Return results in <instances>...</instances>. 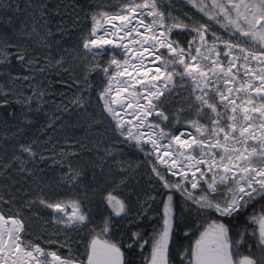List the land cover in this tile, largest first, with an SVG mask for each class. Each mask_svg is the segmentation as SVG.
I'll use <instances>...</instances> for the list:
<instances>
[{"label":"snow or ice","instance_id":"6c2138e0","mask_svg":"<svg viewBox=\"0 0 264 264\" xmlns=\"http://www.w3.org/2000/svg\"><path fill=\"white\" fill-rule=\"evenodd\" d=\"M181 3L188 9L183 19L163 0L95 6L81 47L91 58L87 71L102 73L103 87L94 100L86 97L91 85L85 77L80 95L70 101L84 114L86 128L97 130L89 138L95 161L80 163L76 152L61 149L59 159H52L62 175L52 187L38 182L37 142L20 143L18 154L13 147L2 168L33 177L36 188L26 191L22 203L10 186L0 191V264H173L176 227L187 228L183 238L190 240L177 249L176 264H264V0ZM13 7L11 0H0V9ZM181 35L191 39L173 38ZM10 47L6 38L0 61L8 62ZM105 55L106 64L98 59ZM16 59L31 63L27 54L18 52ZM64 63L63 57L55 61L56 67ZM107 133L116 143L104 138ZM120 144L142 153L150 178L164 190L162 229L151 236L129 229L126 245L112 237L122 221L134 219L135 202L123 191L136 169L123 160ZM73 147L85 150L88 144L77 141ZM60 187L73 195L46 194L63 195L56 191ZM97 196L104 206L99 217L89 207ZM37 203L51 210L53 227L64 233L60 248L66 256L51 250L52 237L46 246L28 238L27 213ZM145 205L151 207L145 200L137 216ZM177 208L182 222L174 225ZM84 230V250L74 254L69 234ZM136 248L142 259H126L125 251Z\"/></svg>","mask_w":264,"mask_h":264},{"label":"trees","instance_id":"16d2710c","mask_svg":"<svg viewBox=\"0 0 264 264\" xmlns=\"http://www.w3.org/2000/svg\"><path fill=\"white\" fill-rule=\"evenodd\" d=\"M11 2L13 8L0 9V48L4 46L6 38L11 45L8 62L0 61V172H3V175H0V191L4 190L5 186H10L13 194L22 203L26 191L34 190L36 183L33 182V177L26 173H17L13 169L5 171L2 168L4 163L11 160L14 146L18 154L20 143L37 142L36 176L39 178L38 182L52 187L60 183L59 178L62 175L61 167L52 159L53 156L59 159L61 149L76 152L80 163L95 161V149L89 143V138H94L97 130L86 128L84 114L70 101L74 96L80 95L85 77L91 85V88L84 92L86 97L90 95L94 100L96 94L102 90L103 85L100 84L102 73L87 71L91 65V58H85L81 39L90 31L91 15L97 11L96 5H116L122 3V0H11ZM15 5H19V11H16ZM29 5L32 8H29ZM110 10L105 7L99 9ZM25 26L27 31L24 30ZM18 52L27 54L31 63L29 60H25L23 64L18 62L16 59ZM61 57L65 63L63 67H56L55 61ZM98 59L106 64L108 56ZM184 93L186 91L181 95ZM178 107L180 104L177 103L169 111L175 112ZM104 138L110 143H116L110 133L105 134ZM77 141L88 144V148L80 150L73 147ZM119 147L123 160L131 163L136 169L130 174L128 178L130 183L123 191L124 196L131 195L135 202L132 208L134 219L122 221L114 229L115 236L112 237L116 241L123 240L126 245L129 229L147 231L148 236L153 234V230L159 232L162 229L163 204L160 201L164 190L150 178L149 165L143 163L142 153L127 145L120 144ZM88 149H91V152ZM28 167H32L31 162ZM109 168L115 170L114 162H109ZM87 171L90 179L91 167ZM107 171L108 168L105 174ZM117 179L119 180V177ZM56 191L62 192L63 195L52 197L50 193L46 194L50 199H67L73 195L69 188L60 187L56 188ZM151 197H155V200L150 199ZM99 200L97 196L96 202L89 205L97 217L104 212V206ZM145 200H148L151 207L145 205V213L137 216V207ZM184 210L187 211V208ZM50 213V209H45L38 203L33 205V210L27 213L30 217L28 238L46 246L49 237H52L56 243L51 250L66 256V248H60L65 239L64 233L53 227ZM176 216L174 225H179L182 222L179 208L176 209ZM187 231V228H175V235L170 240V259L173 264L178 260L177 249L183 251L190 243L189 239L183 238ZM53 233H57L59 239ZM86 235L87 230L79 235L69 234L74 254L83 252V238ZM149 252L150 246L145 248L143 255L147 256ZM125 258H135L139 261L142 259L140 249L136 248L135 253L125 251Z\"/></svg>","mask_w":264,"mask_h":264},{"label":"rangeland","instance_id":"374dc122","mask_svg":"<svg viewBox=\"0 0 264 264\" xmlns=\"http://www.w3.org/2000/svg\"><path fill=\"white\" fill-rule=\"evenodd\" d=\"M163 3L165 4H171L172 8L169 9V11H172V14L174 16H181V12H187L188 9L184 7V5L181 3V0H163ZM189 15H191V13H189ZM99 18V17H98ZM181 19H183V17L181 16ZM174 39H180L182 41L186 40V39H191L190 36H185V35H181V36H174ZM187 95V92L184 93V96ZM179 108V107H178ZM184 130V129H183ZM182 130V131H183ZM43 246V245H42Z\"/></svg>","mask_w":264,"mask_h":264}]
</instances>
